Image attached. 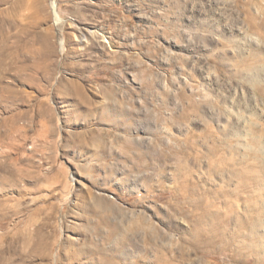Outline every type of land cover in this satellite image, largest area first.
<instances>
[{
    "label": "rangeland",
    "instance_id": "rangeland-1",
    "mask_svg": "<svg viewBox=\"0 0 264 264\" xmlns=\"http://www.w3.org/2000/svg\"><path fill=\"white\" fill-rule=\"evenodd\" d=\"M0 264H264V0H0Z\"/></svg>",
    "mask_w": 264,
    "mask_h": 264
}]
</instances>
